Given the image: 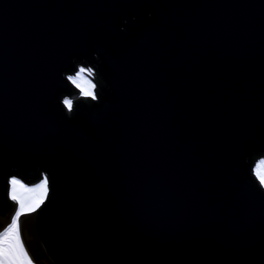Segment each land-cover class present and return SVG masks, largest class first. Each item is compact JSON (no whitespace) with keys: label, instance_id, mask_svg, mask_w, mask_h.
<instances>
[{"label":"water","instance_id":"obj_1","mask_svg":"<svg viewBox=\"0 0 264 264\" xmlns=\"http://www.w3.org/2000/svg\"><path fill=\"white\" fill-rule=\"evenodd\" d=\"M78 65L101 103L69 119ZM263 157L264 0H0V232L47 176L33 264H264Z\"/></svg>","mask_w":264,"mask_h":264},{"label":"clouds","instance_id":"obj_2","mask_svg":"<svg viewBox=\"0 0 264 264\" xmlns=\"http://www.w3.org/2000/svg\"><path fill=\"white\" fill-rule=\"evenodd\" d=\"M148 16L151 17L152 13L149 12ZM136 17H133L135 20ZM123 23H127L125 20ZM123 31V29H121ZM77 59V58H73ZM87 60V59H84ZM95 77V70L90 65L85 68L83 65H78L75 73L69 72L64 74V78L68 84L76 89L79 93L78 96L69 97L64 95L60 100V104L65 110V115L69 119H73L74 101L81 98H91V100L99 105L100 98L96 95V85L93 82ZM254 175L260 179V188L264 190V160H261L257 167L254 169ZM48 181L40 183L38 187H26L22 182L16 178L10 179L11 185V200L18 203V209L14 213V217L10 223L0 232V240L8 243L14 252V264H30L28 257L24 255L23 249L20 248L19 239L17 236V218L26 212L35 209L44 199Z\"/></svg>","mask_w":264,"mask_h":264},{"label":"snow or ice","instance_id":"obj_3","mask_svg":"<svg viewBox=\"0 0 264 264\" xmlns=\"http://www.w3.org/2000/svg\"><path fill=\"white\" fill-rule=\"evenodd\" d=\"M35 211V209L30 212ZM20 217L17 218V236L19 239L20 248L23 249L24 255L28 257L30 264H33V261L30 259L28 253L25 251L24 245L20 239ZM14 252L11 246L0 240V264H14Z\"/></svg>","mask_w":264,"mask_h":264},{"label":"rangeland","instance_id":"obj_4","mask_svg":"<svg viewBox=\"0 0 264 264\" xmlns=\"http://www.w3.org/2000/svg\"><path fill=\"white\" fill-rule=\"evenodd\" d=\"M95 78H97V74H96V72H95ZM261 160H264V157H263ZM261 160H259V161L257 162V165L260 163ZM257 165H256V167H257ZM256 167H255V168H256ZM13 178L18 179L17 177H13ZM258 178H259V177H258ZM18 180H19V179H18ZM45 180H47V176L44 175L39 183H36V184H33V185H25L21 180H19V181L22 182L26 187H38L39 184L42 183V182H44ZM259 180H260V179H259ZM47 181H48V180H47ZM47 188H49V187H48V184H47ZM9 192H10V196H11V185H10V191H9ZM47 194H48V191L45 192L44 199L42 200V202H44V200L46 199ZM42 202H41V203H42ZM41 203L35 208V210H36L37 208L40 207ZM17 209H18V203H17V207H16L15 212L17 211ZM15 212H14V213H15ZM26 213H30V212H26ZM26 213H24V214H26ZM13 217H14V214L12 215V218H13Z\"/></svg>","mask_w":264,"mask_h":264},{"label":"trees","instance_id":"obj_5","mask_svg":"<svg viewBox=\"0 0 264 264\" xmlns=\"http://www.w3.org/2000/svg\"><path fill=\"white\" fill-rule=\"evenodd\" d=\"M98 82H99V84H101V81H98ZM10 202H12L11 199L9 197H6L4 200V204H3L4 207L8 206L10 204Z\"/></svg>","mask_w":264,"mask_h":264},{"label":"bare ground","instance_id":"obj_6","mask_svg":"<svg viewBox=\"0 0 264 264\" xmlns=\"http://www.w3.org/2000/svg\"><path fill=\"white\" fill-rule=\"evenodd\" d=\"M85 68H87V67H85ZM95 72H96V71H95ZM97 79H98V74H97V78H95V80H97ZM93 82L95 83V81H93ZM96 89H97V88H96ZM96 89H95V90H96ZM10 221H11V220H10ZM9 223H10V222H9Z\"/></svg>","mask_w":264,"mask_h":264},{"label":"built area","instance_id":"obj_7","mask_svg":"<svg viewBox=\"0 0 264 264\" xmlns=\"http://www.w3.org/2000/svg\"><path fill=\"white\" fill-rule=\"evenodd\" d=\"M93 81H95V77H94V80ZM95 85H96V83H95ZM96 88H97V85H96Z\"/></svg>","mask_w":264,"mask_h":264}]
</instances>
